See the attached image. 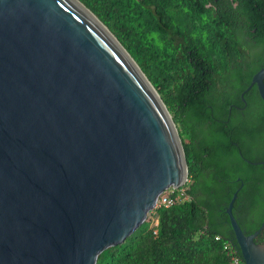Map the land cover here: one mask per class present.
<instances>
[{"label":"water","instance_id":"1","mask_svg":"<svg viewBox=\"0 0 264 264\" xmlns=\"http://www.w3.org/2000/svg\"><path fill=\"white\" fill-rule=\"evenodd\" d=\"M263 78L264 65L244 90L264 104ZM185 180L168 110L89 9L0 0V264H94ZM235 197L224 212L241 259L264 264V216L245 234Z\"/></svg>","mask_w":264,"mask_h":264},{"label":"trees","instance_id":"2","mask_svg":"<svg viewBox=\"0 0 264 264\" xmlns=\"http://www.w3.org/2000/svg\"><path fill=\"white\" fill-rule=\"evenodd\" d=\"M78 1L158 93L186 165L185 184L164 191L185 198L154 208L155 224L144 220L94 264H244L224 209L235 191L245 234L264 216V104L254 85L244 90L264 65V0ZM263 239L264 228L253 241Z\"/></svg>","mask_w":264,"mask_h":264},{"label":"built area","instance_id":"3","mask_svg":"<svg viewBox=\"0 0 264 264\" xmlns=\"http://www.w3.org/2000/svg\"><path fill=\"white\" fill-rule=\"evenodd\" d=\"M185 196L182 194V188L180 189L179 192L177 193H174V194H169L167 192H162L161 194H159L153 204V209L158 207V206H164V207H167V206H170L172 204H174L175 202L177 201H180L182 199H184ZM156 223V220L154 221L153 224ZM217 238V237H215ZM236 260H233V263H235Z\"/></svg>","mask_w":264,"mask_h":264},{"label":"rangeland","instance_id":"4","mask_svg":"<svg viewBox=\"0 0 264 264\" xmlns=\"http://www.w3.org/2000/svg\"><path fill=\"white\" fill-rule=\"evenodd\" d=\"M174 125H175V124H174ZM177 126H178V124H177ZM175 127H176V126H175ZM179 129H181V128H179ZM185 182H186V180L183 182V184H182L180 187H182V186L185 184ZM152 213H153V209H152L150 212H148V213L146 214V217H145V221H146V220L149 221V226L152 225V223H154V221H155V217L152 215Z\"/></svg>","mask_w":264,"mask_h":264},{"label":"bare ground","instance_id":"5","mask_svg":"<svg viewBox=\"0 0 264 264\" xmlns=\"http://www.w3.org/2000/svg\"><path fill=\"white\" fill-rule=\"evenodd\" d=\"M81 5V4H80ZM82 6V5H81ZM83 7V6H82ZM84 8V7H83ZM85 9V8H84ZM86 10V9H85ZM89 14H90V12L88 11V10H86ZM91 15V14H90ZM92 16V15H91ZM93 17V16H92ZM94 18V17H93ZM95 19V18H94ZM96 20V19H95ZM97 21V20H96ZM98 22V21H97ZM99 23V22H98ZM100 24V23H99ZM101 25V24H100ZM102 26V25H101ZM103 27V26H102ZM103 29L105 30V28L103 27ZM106 31V30H105ZM107 32V31H106ZM108 33V32H107ZM110 35V34H109ZM111 36V35H110ZM112 37V36H111ZM113 39V38H112ZM114 40V39H113ZM115 41V40H114ZM130 60V59H129ZM130 62H131V60H130ZM132 63V62H131ZM134 66V65H133ZM142 77V76H141ZM142 79L144 80V78L142 77ZM144 82L146 83V85L148 86V88L150 89V91H151V88H150V86L147 84V82L144 80ZM152 92V91H151Z\"/></svg>","mask_w":264,"mask_h":264},{"label":"flooded vegetation","instance_id":"6","mask_svg":"<svg viewBox=\"0 0 264 264\" xmlns=\"http://www.w3.org/2000/svg\"><path fill=\"white\" fill-rule=\"evenodd\" d=\"M240 96H242V95H240ZM244 102H243V105L242 106H239V107H237V108H239V109H242V107L244 106Z\"/></svg>","mask_w":264,"mask_h":264}]
</instances>
